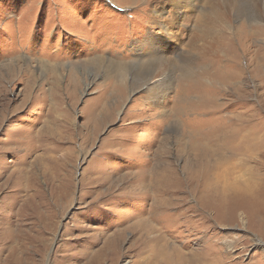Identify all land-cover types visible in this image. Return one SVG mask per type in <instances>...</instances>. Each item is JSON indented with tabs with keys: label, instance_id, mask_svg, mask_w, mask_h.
I'll list each match as a JSON object with an SVG mask.
<instances>
[{
	"label": "rangeland",
	"instance_id": "rangeland-1",
	"mask_svg": "<svg viewBox=\"0 0 264 264\" xmlns=\"http://www.w3.org/2000/svg\"><path fill=\"white\" fill-rule=\"evenodd\" d=\"M159 2L0 0V264H264V200L202 203L204 184L218 193L242 181L264 185V17L244 0L183 9V46L208 8L225 12L197 59L218 81L191 87L173 73L152 108L144 87L129 76L123 90L107 66L125 63L133 74ZM180 47L166 54L174 59ZM228 59L234 65L222 67ZM249 132L255 152L233 149ZM219 138L236 165L221 174L217 163L210 173L220 176L198 185V154Z\"/></svg>",
	"mask_w": 264,
	"mask_h": 264
},
{
	"label": "bare ground",
	"instance_id": "bare-ground-1",
	"mask_svg": "<svg viewBox=\"0 0 264 264\" xmlns=\"http://www.w3.org/2000/svg\"><path fill=\"white\" fill-rule=\"evenodd\" d=\"M152 1H154V0H152ZM171 1L172 0H160L159 4H157V6L154 7L153 14H155V15L152 16L151 19L149 20L150 21L149 23L152 26L153 30H150L149 34L146 35V37L142 40V42L139 43L140 46L138 45L140 50L144 49L146 51L145 52L146 54L145 55H143V54L138 55L140 57V59H138L137 63H136L138 66L136 68H132L133 74L132 75L130 74V66L125 65V63H115L114 64L113 62L110 63L111 61L110 62L108 61L109 63L107 66L108 72L117 73V78H119L121 80V88L123 90H125L128 87L129 76H131L130 78H132L130 80H131V83L133 84V86L136 87L137 85L140 84L142 87H144V90H145L144 96L145 97L144 96L143 97L145 100L148 101L147 104L152 105V108H157L159 103L162 102V99L164 97H166L167 91L171 87V80L173 78V76H172L173 73L179 72L183 81L190 84V86H191V84L197 85V83L202 82L203 80H206V82L208 84H212V85L214 84L215 81L216 82L218 81V80L211 79L212 75L208 71H204V70L200 71V69H198L197 66L199 65L200 62H203V60L199 62V61H197V59H199L201 57V56L199 57L198 55L202 54L203 47H204V43H203L202 44L203 47H201L202 49L200 48V46H199V44L201 43L200 40L202 38L206 39V37L208 39L209 38L212 39L209 36V34H212L213 32L215 33L216 26L218 24H221V22H223L224 16H225L224 10L220 7L208 8V10H206L205 13L203 15H201L200 19H197V31H196V34H194V38H190L188 43L186 45H184L185 46L184 47L182 44L183 28H181V27H186V25H184V23H183V25H181L182 18H181L180 12H182L183 9H188V7L192 8L195 0H173L174 8H171ZM238 1L240 2V0H221L220 6H224V8H226L228 10L229 6H230V8L232 7V5L235 6ZM244 1H247L250 4V6L255 10L254 11V14L256 15L255 19H262L264 17V15H263L264 14V0H244ZM170 12H173L175 14H179V16H175V17L174 16L173 17L168 16V17H166L165 14L170 13ZM157 14H159V15H157ZM240 14L242 15V13H240ZM199 33H200V35H199ZM213 38H215V37H213ZM173 45L175 48L180 47V45H181L180 48H182L181 54L174 57V59L172 57L168 56L169 53L166 54L167 53V47L170 48ZM205 45H207V44H205ZM215 49H213V50H215ZM207 50L208 49H206V53H207ZM204 52H205V49H204ZM204 52H203V54H204ZM216 52H218V51L216 50L215 53L212 52L213 54L210 53L211 54L210 57H211V60H216L215 64H218V62H219L218 53H216ZM206 53H205V55H206ZM202 56H204V55H202ZM232 65H234V63L232 64V61L230 59H228L226 61L225 66H222V67H224V68L228 67L229 68ZM203 77H205V78L201 79ZM213 80H214V82H213ZM229 84H230V82L229 83H224V82L222 83L219 81V83L217 85L226 89L227 88L226 86ZM191 87H193V86H191ZM180 88L183 89L184 86H180ZM191 90L193 91V88ZM200 90L204 91V88H202ZM187 96L188 95L183 94V92L180 95H178V94L176 95V99H175V103H174L176 109L180 108V105L184 103L186 98H188ZM204 97H203V99L200 98L201 101H203V102L205 101V99H208V97H206V96H204ZM210 100H208L207 103L204 104V106H206V105L208 106L210 103ZM211 103H212V101H211ZM206 107L204 109H206ZM115 108L116 107H114L112 109L115 110ZM199 108H201V107H199ZM197 110H198V112L200 111L199 109L195 108L194 113H197ZM207 110H208V108H207ZM209 112H213L214 114H216V112L214 110L209 111ZM247 131H249V130H247ZM255 132L252 135L250 132L242 134V138L245 140V144H247L249 142L250 145H248V144L245 145L243 143V145H241V146L236 145L233 149L247 150L246 154L255 152V148L258 147V144H256L254 142V140L256 141V138H258L255 135ZM217 133H218V131L215 130V131L210 132L208 135L211 134L213 136L211 138H214L217 136ZM222 135L223 134H221V137H222ZM198 136H199V134H198ZM203 137H204V135H203ZM236 138L237 137H235V139ZM166 139L167 138H164L162 140V142L167 143ZM209 139H210V137H209ZM216 140H217V148H214L212 146L214 149L210 150L209 149L210 147L208 148V147L204 146L200 150V153L198 154L197 161H198V167H199L198 170L200 172L197 173L198 175L195 174L197 176V183L196 184H198V185L205 183V181H208L209 178H212L216 175H217V177L220 176V174L218 175L217 173H216V175L215 174L213 175L212 173H210L211 167L217 166L216 165L217 163L220 164L222 169L224 167L226 168L225 171H223V172L220 171L221 174L222 173L227 174L226 172H227L228 168L230 170H233V168L236 165L235 163L228 161L227 157H225L226 155L223 154L226 151V149H225L224 142L221 141L222 138L220 140H218V139H216ZM225 140H227V139H225ZM205 145H207V144H205ZM259 146H261V145L259 144ZM163 147H164V145H163ZM242 150H240V151H242ZM234 156L238 157L239 154H234ZM242 158H243V156L241 157V159ZM249 159H250V155H249ZM249 159H246V160L249 161ZM250 162H251V159H250ZM247 164H249V163H247ZM251 168H252V166H251ZM170 169H171L170 167H166L164 169V171L170 173ZM247 169H249V168H247ZM214 170L217 172L218 167H216V169H214ZM252 171L253 170H251V172ZM161 173H159L158 175L156 174V175L159 177L160 175H162ZM255 173H256V171H255ZM238 175H241V174H238ZM158 177H156V178H158ZM257 178H258V175H257ZM252 179H254V176L252 177ZM239 180H241V178ZM239 180H238V182H239ZM255 180H256V178H255ZM255 180H253V181H255ZM243 182H246V181H242V183ZM242 183H239L236 186L227 184V185H225L226 187H224V189L222 190L221 193L220 192L218 193L215 191L207 192L208 190H212V189H210L212 184L211 185L209 183H208V185L204 184L203 185L204 188H202V193L208 194V197L205 198V196H204L205 200L204 199H203V201L201 200L202 203L204 204L203 207L210 208V209L221 208V207L226 206V203H229V201L234 202L237 205V207H241L242 202L244 200H247V201H249V204H253V206H251V208H254V205L258 204V202H260L261 200H264V188H263L264 185L263 184L261 187H259V186L257 187V184L255 185V183H252V181L250 184L249 183L242 184ZM214 189H215V187H214ZM6 239H8V238H6ZM14 251H15V249H14ZM4 256H8V255H4ZM155 256H157V258H158V257H160V254L159 255L156 254ZM11 257H13V256H11ZM184 264H186V263L184 262Z\"/></svg>",
	"mask_w": 264,
	"mask_h": 264
}]
</instances>
